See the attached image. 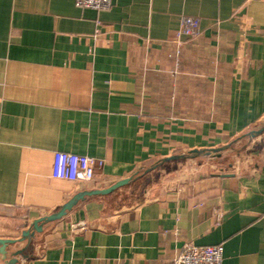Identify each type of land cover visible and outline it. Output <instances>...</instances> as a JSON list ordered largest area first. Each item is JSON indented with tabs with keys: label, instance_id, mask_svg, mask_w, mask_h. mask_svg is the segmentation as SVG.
<instances>
[{
	"label": "crops",
	"instance_id": "crops-1",
	"mask_svg": "<svg viewBox=\"0 0 264 264\" xmlns=\"http://www.w3.org/2000/svg\"><path fill=\"white\" fill-rule=\"evenodd\" d=\"M184 17L200 33L178 46ZM262 129L264 0H0V240L14 241L0 264L35 221L128 178L47 224L17 264H176L188 244L264 264ZM57 152L105 165L57 179Z\"/></svg>",
	"mask_w": 264,
	"mask_h": 264
},
{
	"label": "built area",
	"instance_id": "built-area-1",
	"mask_svg": "<svg viewBox=\"0 0 264 264\" xmlns=\"http://www.w3.org/2000/svg\"><path fill=\"white\" fill-rule=\"evenodd\" d=\"M112 0H76L80 8L107 11ZM200 33V21L195 17H184L176 33L178 46L183 44V38L195 39ZM105 161L85 155L57 152L54 156L53 176L57 179L71 182L93 181L98 170ZM223 246L198 247L185 245L176 264H223Z\"/></svg>",
	"mask_w": 264,
	"mask_h": 264
},
{
	"label": "water",
	"instance_id": "water-1",
	"mask_svg": "<svg viewBox=\"0 0 264 264\" xmlns=\"http://www.w3.org/2000/svg\"><path fill=\"white\" fill-rule=\"evenodd\" d=\"M263 130L264 129H262L261 131H257L255 133H261ZM216 152L217 151H202V152L195 151V152L190 153L188 155V158H196V157L201 156V155L211 156L212 154H215ZM178 158L179 157H172L169 159H165L162 162H167V161L175 160ZM131 181H132V178H128V179L121 180V181L117 182L116 184H114L111 187L106 188V189L83 191V192L76 194L71 200H69L67 203H65L56 213L49 215L47 217L40 218L37 221H35V223L33 224V227L30 230L25 231L23 233V239L22 240L23 241L27 240V242H28L27 247H28L33 242V239L35 238L36 234L41 233L47 224L55 222V221L63 218L69 211H71L81 201H84L86 198L92 197V196L111 194V193L115 192L116 190H118L122 187H125ZM12 243H14V241L0 240V254H2V258L5 260L8 258V254L5 252V250H6L7 246L12 244ZM27 247L24 250H20V251L14 253V256L10 259L8 264H17L18 259L23 257L24 251L27 249Z\"/></svg>",
	"mask_w": 264,
	"mask_h": 264
},
{
	"label": "rangeland",
	"instance_id": "rangeland-1",
	"mask_svg": "<svg viewBox=\"0 0 264 264\" xmlns=\"http://www.w3.org/2000/svg\"><path fill=\"white\" fill-rule=\"evenodd\" d=\"M159 180H161L160 175L153 176V178H152V183H150V185H152L153 182H154V183L158 182ZM133 185H134V184H133ZM131 188H132V187H131ZM133 189H134V188H133Z\"/></svg>",
	"mask_w": 264,
	"mask_h": 264
}]
</instances>
